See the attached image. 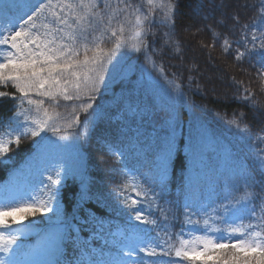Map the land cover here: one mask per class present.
<instances>
[{"label": "trees", "instance_id": "1", "mask_svg": "<svg viewBox=\"0 0 264 264\" xmlns=\"http://www.w3.org/2000/svg\"><path fill=\"white\" fill-rule=\"evenodd\" d=\"M173 2L177 8L170 45L164 44L162 38L168 29L158 24L152 27L156 38L150 36L149 42L150 51L156 52L152 60L163 65L169 80L181 84L183 98L173 85L159 77L142 54L123 50L112 63L105 65L104 83L98 93L91 94L94 95L91 108L83 111L78 107L88 102L86 95L79 101L61 100V106L56 109L60 113V125L71 122L74 116L79 121L61 132L67 140H58L51 133L47 135L67 147L51 155H37L34 140L29 137L19 146L11 145L9 153L0 157V200L18 198L32 187L38 190L43 187L40 180L48 183L49 174L55 176L57 169L61 171L62 183L56 186L59 196L52 207L59 209L72 232L75 244L66 243V255L62 257L72 264L81 261L82 256V264H87L88 258L108 261L115 257L112 232L118 227L125 228L123 221L130 211L120 193L133 180L137 184L147 181L156 192L161 191L152 182L154 163L171 137L176 141L174 162L166 188L156 199L167 212L174 213L177 221L161 222L162 237L165 224L173 237L181 228L187 231L190 226L185 223L186 215L196 213L192 218L202 221L204 211L213 216L216 215L213 209L222 212L219 206L226 195L238 199L246 191L261 193V185H251L248 181L251 185L248 186L245 181L248 175L256 180L262 176L257 157L264 156V143L256 140V134H264V78L258 73L260 49L257 47L243 62L235 61L223 49L225 37L233 42L232 52H235L237 47L244 51L242 32H249V41L252 31L259 36L264 28L259 18L260 0ZM234 17L239 18V24ZM155 18H159L158 13ZM244 24L249 25L248 30L243 29ZM112 43L106 34L103 47L111 48ZM247 47L252 49V43ZM214 71L222 77H210ZM245 87L254 94L256 109L235 99L237 88L243 95ZM4 90L15 93L11 86L0 88ZM13 111L11 100L0 104V134L6 130ZM241 113L251 129L250 138H242V133L226 123L234 114L239 117ZM105 145L107 149L103 150ZM255 203L259 211V201ZM149 211L150 218L159 215L155 205L151 209L145 206V213ZM35 215L36 219L21 218L17 213V223L13 226L24 233L18 241L24 246L22 260L40 259L33 254L43 251L54 227L52 222L44 220L52 217L54 221L52 213ZM0 258L6 259L3 253Z\"/></svg>", "mask_w": 264, "mask_h": 264}, {"label": "snow or ice", "instance_id": "2", "mask_svg": "<svg viewBox=\"0 0 264 264\" xmlns=\"http://www.w3.org/2000/svg\"><path fill=\"white\" fill-rule=\"evenodd\" d=\"M258 7L261 25L264 26V0H260ZM145 8L147 11H144ZM176 8L173 0H140L135 4L133 0H0V88L11 86L15 89V93L0 91V104L11 100L14 109L6 130L0 134V157L9 153L11 145L19 146L22 140L29 137L34 140L37 155H51L67 147L57 144L47 135L51 133L58 140H67L68 137L61 132L64 128H73L79 121V117L74 116L71 122L63 127L60 125L61 117L56 109L61 106V100L79 101L82 95H86L88 102L78 107L83 111L91 108L94 99L91 94L98 93L104 83L105 65L112 63L116 54L123 50L142 54L159 77L173 85L183 98L181 84L169 80L163 65L152 60L156 52L155 49L150 51L149 42L150 36L153 40L156 38L152 27L158 24L168 29L162 38L164 44L170 45L175 31ZM157 13L158 19L155 18ZM233 19L239 24L238 17ZM242 27L249 29L248 24ZM106 34L113 41L112 47L107 49L103 47ZM248 35V31L242 32L244 42L241 46L244 51L237 47L235 52H232L233 42L225 37L224 52L234 56L235 61L243 62L259 47L258 73L264 78V28L259 36L252 31L251 41ZM214 37L219 38V34L214 33ZM250 42L252 49L247 47ZM236 92L235 99L247 102L248 106L256 109L254 94L249 88L243 89V95L239 88ZM46 102H49L47 106ZM75 110L76 106H73ZM245 120L244 113L239 117L234 114L226 123L242 133V138H250L252 132ZM37 137L39 139H35ZM256 140L264 143V134H256ZM175 152V137H171L154 163L152 182L158 184L160 192H156L147 181L137 184L133 180L125 184L120 195L130 209L128 235L117 233L122 240L113 241L119 249L113 259L88 258L87 264H264V194H261L264 193V156L257 157L261 179L256 180L251 175L245 177L246 185L248 181L251 185H261V193L246 191L238 199L226 195L219 206L222 212L213 209L216 213L213 216L204 211L202 221L192 218L196 213L186 215L185 223L190 226L187 231L181 228L175 237L165 231L162 237L158 220L150 218V211L145 213V206L151 209L155 205L162 219H168L166 210L156 198L166 188ZM116 155L122 156L123 153ZM47 181L40 180L39 184L43 187L38 190L32 187L18 198L0 200V253L6 257L0 258V264H72L62 259L66 255L64 245L75 244L72 232L61 218L59 209L52 207V202L59 196L56 186L62 183L61 171L57 169L55 176L49 174ZM83 196L81 193V198ZM257 200L259 211L255 203ZM17 213L21 218L35 216L36 213L45 216L52 213L56 218L53 221L49 217L54 227L43 251L33 254L40 259H21L24 246L18 241L24 233L13 227L17 223ZM8 217L12 220L9 221ZM133 220L138 224L132 223ZM211 233L221 235L213 236ZM145 257L169 259L163 261ZM82 261L83 256L77 264H82Z\"/></svg>", "mask_w": 264, "mask_h": 264}, {"label": "rangeland", "instance_id": "3", "mask_svg": "<svg viewBox=\"0 0 264 264\" xmlns=\"http://www.w3.org/2000/svg\"><path fill=\"white\" fill-rule=\"evenodd\" d=\"M210 77H213V78H221L222 76H221V74H220L218 71H214L213 74H212V76H210ZM106 149H107V148H106V145H105L104 148H103V150H106ZM164 209L166 210V208H164ZM167 210H168V209H167ZM167 210H166V212H167ZM167 215H168V219H167V222H168V223H172L173 220H174L175 222L177 221L176 216H173V215H174L173 212L168 211V212H167ZM28 217H30V218H32V219H36V218H37V215H35V216H31V215H29ZM152 218H155V219L158 220V223L160 224V229H161V222L164 221V219H162V217H161V213L159 212V215H158V216H153ZM44 220H49V218H45ZM131 222H132V223H137V224H138V222H136V221H134V220L131 221ZM179 222H180V221H179ZM128 223H129V217L126 218V219L123 221V224L126 225V227H125L124 229L118 228V229H114L113 232H112V239H111L112 246H113V248H114V251H117V252H115L114 256H116V255L119 253V249L116 247V245L113 243V241H120V240H122V238H121L120 236L117 235L118 232H124L125 235H128V233H127V225H128ZM138 226L141 227V228L144 227L143 225H138ZM164 230L167 231L168 233H170V229L167 227V224L164 225ZM152 235L155 237V235H156L155 231L152 232ZM219 235H221V234H217V233H215L213 236H219ZM142 255H143V254H141V256H142ZM173 258H174V257H173ZM125 259H127V258L125 257ZM145 259H146V257H145ZM147 259H160V258H159V257H156V258L149 257V258H147ZM160 260H161V259H160Z\"/></svg>", "mask_w": 264, "mask_h": 264}]
</instances>
